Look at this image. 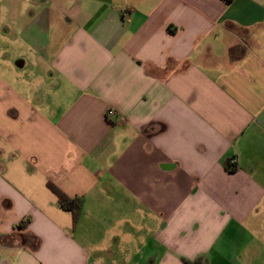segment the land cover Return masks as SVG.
I'll return each mask as SVG.
<instances>
[{
    "label": "crops",
    "instance_id": "obj_1",
    "mask_svg": "<svg viewBox=\"0 0 264 264\" xmlns=\"http://www.w3.org/2000/svg\"><path fill=\"white\" fill-rule=\"evenodd\" d=\"M0 10V264H264V0Z\"/></svg>",
    "mask_w": 264,
    "mask_h": 264
},
{
    "label": "trees",
    "instance_id": "obj_2",
    "mask_svg": "<svg viewBox=\"0 0 264 264\" xmlns=\"http://www.w3.org/2000/svg\"><path fill=\"white\" fill-rule=\"evenodd\" d=\"M230 2L231 0H226ZM47 187L56 195L57 201L60 207L67 212H70L72 215V224L73 226L76 225L77 220L80 216L81 209H82V199L81 198H69L62 192H60L56 187L53 185L48 184ZM184 264H207V260L204 257H198L193 261H186L183 260Z\"/></svg>",
    "mask_w": 264,
    "mask_h": 264
},
{
    "label": "rangeland",
    "instance_id": "obj_3",
    "mask_svg": "<svg viewBox=\"0 0 264 264\" xmlns=\"http://www.w3.org/2000/svg\"><path fill=\"white\" fill-rule=\"evenodd\" d=\"M10 57H12V56H10ZM1 62H2V58H1V55H0V63ZM260 215H261V218H259V220L261 219L260 223L264 224V212H261ZM261 234H264V232H261Z\"/></svg>",
    "mask_w": 264,
    "mask_h": 264
},
{
    "label": "built area",
    "instance_id": "obj_4",
    "mask_svg": "<svg viewBox=\"0 0 264 264\" xmlns=\"http://www.w3.org/2000/svg\"><path fill=\"white\" fill-rule=\"evenodd\" d=\"M230 163H234V161H231Z\"/></svg>",
    "mask_w": 264,
    "mask_h": 264
}]
</instances>
